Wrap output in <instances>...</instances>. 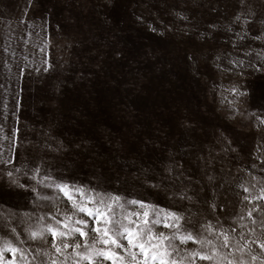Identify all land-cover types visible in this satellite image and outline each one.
<instances>
[{"label":"rangeland","instance_id":"1","mask_svg":"<svg viewBox=\"0 0 264 264\" xmlns=\"http://www.w3.org/2000/svg\"><path fill=\"white\" fill-rule=\"evenodd\" d=\"M261 197L264 0H0V264H89L74 202L175 213L184 264H264Z\"/></svg>","mask_w":264,"mask_h":264},{"label":"snow or ice","instance_id":"2","mask_svg":"<svg viewBox=\"0 0 264 264\" xmlns=\"http://www.w3.org/2000/svg\"><path fill=\"white\" fill-rule=\"evenodd\" d=\"M11 175V173H9ZM60 191L65 192V195L68 193L65 191L67 186L57 185ZM245 192L248 189H244ZM69 199H72L68 195ZM264 199V197H261ZM115 202H119L118 197L111 198ZM247 199V197H246ZM98 203L101 205L104 204L103 198H99ZM133 205L138 202L133 200L131 201ZM142 209H145L142 213L143 221L142 223H137L136 221L130 219L131 216L140 217V213H131L129 216H124L123 220L119 219L113 210L112 205H107L106 210L104 208L91 209L86 206L73 203V207L76 208L80 213H84L89 218L93 219L98 225L103 224L104 227L99 226L92 228L90 231L95 232L96 236L92 238V242L88 245L87 254L76 252V255L80 256L81 259L88 260L89 264H101V258L103 260H109L112 264H125V258L121 255L120 251L128 253L132 261H135L136 264H149V262H155V264H184L183 259H177L180 255L179 248L173 243L174 240H179L181 244H186L188 241H198V237L194 236L193 233L187 232L180 235H173L172 237L167 236L163 232H154L153 227L163 223L165 228H175L179 232L180 226L179 219L175 213H166L164 217L157 218L155 213L150 215L147 211L146 205H140ZM251 216V212L249 213ZM67 220L71 221L72 217H67ZM171 220L173 223H169ZM124 221H127L125 223ZM75 224L80 225V227H75L69 232L59 231L58 229H53L49 227L47 231L51 233L53 237V246L56 249L57 253H60L62 250L72 247L74 251L81 248V244L72 243L69 244L64 242L62 247L57 245V238H71L74 240L75 234H79L80 237L87 238L89 232L85 231L88 228V223L85 220H75ZM65 227H69L68 224H65ZM31 238L33 240L43 239L42 232H32ZM225 242L228 240V236L224 237ZM123 241H127L126 244ZM157 241V243H153ZM103 245L104 247L98 248L96 245ZM261 249H264V241L259 244ZM132 249H138L139 254L143 257L142 261H139L137 258V252L132 251ZM9 252L13 256L18 253L21 254V250L14 247L10 242L5 241L3 248H0V260L3 258V253ZM189 256H198L201 260H212L213 257L210 255L202 254L200 252L189 253ZM258 257L252 256V260H256ZM55 264V261H53ZM237 264H242V262H237Z\"/></svg>","mask_w":264,"mask_h":264}]
</instances>
